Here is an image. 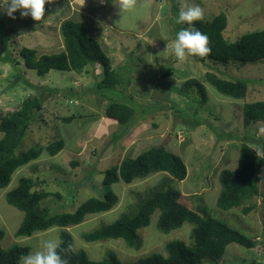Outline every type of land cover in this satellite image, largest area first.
<instances>
[{"label":"rangeland","instance_id":"1","mask_svg":"<svg viewBox=\"0 0 264 264\" xmlns=\"http://www.w3.org/2000/svg\"><path fill=\"white\" fill-rule=\"evenodd\" d=\"M3 2L4 0H0V5ZM162 2L163 0H152V5L142 20L125 16L122 24L126 25L131 20L134 30H143L149 24V19H154V14L157 18L162 15L160 9ZM181 2L182 0H167V7L164 9L166 12L161 18V23L165 24L169 31L170 43L156 41L161 33H155L152 40H149L145 34L117 33L107 28L108 32L106 31L103 42L108 48L107 54L111 65L115 69L126 66L122 69V73L126 75L129 72L128 76L131 77L125 86V92L141 104L167 106L139 118L126 135L116 143H109L108 140L111 134L119 129V125L102 113L104 105L109 101L93 92L94 84L102 77L97 65H88L83 69L72 71L51 70L43 76H38L34 70L25 67L19 55L23 46L35 48L37 55L61 51L63 49V41L59 34L61 21L66 18L76 19L75 11L81 9L80 6L89 9L99 6L108 13V10L115 5V1L52 0L51 3H46L45 16L41 21H35L31 16L22 17L19 10L14 14L15 19H13L3 8H0L2 25V29L0 27V114L4 115L19 108L25 98H31L40 91L39 88L27 87L24 79L37 86L54 87V92L45 95L42 110L34 113L27 136L17 146L14 154L18 155L31 147H43L49 141L58 139L63 140L65 144L56 157H49L46 155L48 153L43 151L42 154L46 157L41 160L45 163L42 165L36 163L34 167L32 164L20 166L22 168L15 175L30 176L38 169L41 177H43L41 172L45 171V175L49 174L52 178L55 175L60 179L59 182L56 181L57 183L40 184L46 191L61 193V199L52 194L43 200L50 214L74 211L89 197L103 198L109 189L118 194V206L116 204L108 212L87 214L81 223L68 228L74 249L85 250L93 261L105 258L111 251L120 261L129 262L153 252L165 254L164 245L168 241L181 240L188 245L192 243L190 237L192 225L187 222L167 233L158 230L156 227L158 209L151 214L149 225L138 229L143 241L139 249L127 246L121 238L93 242L82 238L84 233L115 220L124 211L131 210L149 196L151 189L161 188L178 190L179 200L183 204L203 214L221 219L256 240V246L252 248L235 242L229 243L219 262L203 258L197 264H264V166L258 173L260 193L248 202L255 204L252 211L245 215L241 211V206L229 210L216 206L220 192L218 174L224 168H236L241 139L244 138L257 155L264 156V122L255 121L247 127H244L242 122L244 103L264 100V59L255 62L236 60L226 63L206 59L205 63H200L190 56L184 62L179 61L174 52L169 50L173 47L171 40H175L173 28L177 24ZM187 2L204 9V20L224 12L227 16V26L223 35L229 41L238 40L247 32L264 29V0H187ZM172 4L176 5L177 11H172ZM100 8L96 14L101 13ZM95 16H91V19H96L97 15ZM120 19L122 17L117 7L112 11L111 18L109 16L108 21L105 19L104 21L109 25L110 20L116 23ZM181 26L189 27L186 23ZM151 30L155 29L151 28ZM2 31L6 35L5 45L2 41ZM5 48L7 53L15 58V63L1 59L6 55ZM207 72H213L226 79L245 80L248 84L245 97L235 99L221 94L206 81ZM189 78L199 80L206 88L207 100L201 106L180 93L182 83ZM71 92H78V96L65 99L64 94ZM174 107L178 112L174 111ZM71 113L76 116L80 114L81 117H75L70 123L61 122L60 116H68ZM193 120H199L201 124L194 126ZM1 137L2 132H0ZM162 142L168 150L178 154L184 161L187 168L185 179L179 181L165 173L156 172L144 178L134 179L129 184L119 181L105 186L102 183L104 171L107 168H114L123 156L135 157L145 148L152 145L159 146ZM71 160H76L78 165L71 167ZM57 169L60 170L58 173L53 172ZM62 170L65 172L70 170V172L66 175L62 174ZM15 175L11 177L8 190L17 183L18 178H15ZM2 191L3 189L0 188V193ZM0 207L7 214L5 218L9 217L10 220L11 210L16 213L23 212L7 203L4 192L0 196ZM53 228L59 241L61 228L52 226ZM16 229L13 231L8 229L9 233L2 239L4 243L0 244L2 249L15 244L28 245L31 247L29 253L41 249L40 245L43 243L41 240L45 235L37 233L31 237V241L22 243L15 238H25V236L16 235Z\"/></svg>","mask_w":264,"mask_h":264},{"label":"trees","instance_id":"2","mask_svg":"<svg viewBox=\"0 0 264 264\" xmlns=\"http://www.w3.org/2000/svg\"><path fill=\"white\" fill-rule=\"evenodd\" d=\"M171 8L173 12L177 11L175 4H172ZM226 26L227 16L224 12L217 13L209 20L194 22L191 27L206 34L210 38L211 47L210 55L204 58L192 56L195 61L205 63L206 59H210L226 63L236 60L255 62L264 59V29L247 32L238 40L229 41L223 35ZM0 27L2 29L1 22ZM182 28L186 27L181 24L175 25L173 28L174 38ZM4 33L2 31V41L5 45L6 35ZM59 34L63 41L61 51L37 55L35 48L23 46L19 51L20 58L25 67L34 70L38 76H43L51 70L72 71L83 69L88 65H97L102 77L94 84L93 92L109 101L107 105H104L102 113L119 125V129L111 134L109 143H116L124 137L134 123L147 113L167 108L166 105L147 106L141 104L125 92V86L131 80V77L128 76L129 72L126 75L122 73V69L126 66L117 69L112 67L110 58L103 51L99 42L88 34L84 23L65 19L60 22ZM1 59L15 63V58L7 53V49L6 55ZM205 79L223 95L242 99L247 93L248 84L243 79H226L213 72H207ZM24 81L27 87L39 88L40 91L31 98H25L19 108L4 115L0 114V132L3 133L0 138V188L2 189L9 185L12 174L17 168L38 158L43 151H46L49 156L57 155L65 145L63 140L58 139L47 142L48 144L43 147H31L18 155L14 154L17 146L27 136L34 113H39L42 110L45 95L54 92V87L37 86L25 79ZM180 93L186 98L194 100L199 106L207 100L204 84L195 78L185 80L181 85ZM77 94L78 92H71L64 95L66 99L77 97ZM173 109L178 112L175 107ZM242 116L244 127L255 121L264 122V100L245 102ZM75 117L81 116L71 113L68 116H60V119L61 122L70 123ZM193 121L194 126L201 124L199 120ZM70 165L74 167V165H78V162L71 160ZM263 166L264 156L257 155L242 138L238 149L236 168H224L218 174L220 192L216 199V206L223 210L241 206V211L245 215L252 211L255 204L248 202L260 193L258 173ZM59 171V169L53 170L55 173ZM62 171V174L66 175L70 172V170ZM156 172L165 173L169 177L181 181L187 175V168L182 158L168 150L166 146L152 145L135 157L123 156L114 168H107L104 171L102 183L105 186L119 181L129 184L134 179L144 178ZM33 173L35 174L30 176H19L16 185L5 193L7 203L24 213V217L16 229V235L30 237L36 231H43L52 226L60 227L61 249H67L69 245L73 249L72 251L58 249L61 257L66 259L68 264H197L203 258L219 262L229 243L235 242L247 248L256 246L255 239L228 225L225 221L198 212L183 204L179 200L180 192L178 190L153 188L149 191V196L137 203L131 210L124 211L115 220L84 233L82 238L88 242L121 238L127 246L139 249L143 241L138 234V229L149 225L151 214L155 209H158L157 229L167 233L187 222L192 225L190 231L192 243L188 245L181 240L168 241L164 245L165 254L153 252L129 262L120 261L111 251L100 261H93L85 250L74 249L72 236L65 228L81 223L87 214L111 210L119 201L118 195L109 189L103 198L89 197L81 202L74 211L50 214L49 208L43 204V200L52 194L61 199V193L46 191L40 184L57 183L60 179L54 177L55 175L53 178L44 176L45 171L41 172L44 176L41 177L37 169ZM4 234V230L0 229V240ZM29 250L28 245L15 244L7 249L0 247V264H21V257L27 255Z\"/></svg>","mask_w":264,"mask_h":264},{"label":"clouds","instance_id":"3","mask_svg":"<svg viewBox=\"0 0 264 264\" xmlns=\"http://www.w3.org/2000/svg\"><path fill=\"white\" fill-rule=\"evenodd\" d=\"M51 2L52 0H4L0 8H3L5 13L13 19H15L14 14L19 10L22 17L31 16L33 20L41 21L45 16L46 3ZM116 5L122 17L116 23L118 26H123L122 21L125 16H130L134 20H142L147 10L151 7L152 0H117ZM166 7L167 0H163L160 4L161 11L163 12ZM204 18L205 12L202 7L196 4H189L187 0H182L176 23H186L190 27L179 30L173 43L172 51L179 61L184 62L190 56L204 58L210 55V38L200 30L191 27L194 22L202 21ZM58 249L61 251L73 250L71 245L67 249H61L60 241L48 239L43 241L40 250L21 257L22 264H68L67 260L61 257Z\"/></svg>","mask_w":264,"mask_h":264},{"label":"crops","instance_id":"4","mask_svg":"<svg viewBox=\"0 0 264 264\" xmlns=\"http://www.w3.org/2000/svg\"><path fill=\"white\" fill-rule=\"evenodd\" d=\"M115 1V5H113V7L111 8V9H109L108 10V13H106V11L104 12V10H103V8H100L99 6L98 7H90V9L89 8H84V7H82V6H80V8L81 9H79L78 11H75L77 14L75 15L76 16V19H73V18H66V19H72V20H74V21H80V22H82V23H84L85 25H86V27H87V31H88V34L90 35V36H92L93 38H95L98 42H99V44H100V46H101V48L103 49V51L106 53V55L108 56V54H107V46L105 45V43L103 42V40L105 39V34L108 32V30H107V28H109V29H112L113 31H115V32H117V33H122V32H134L133 34L135 35V34H145L146 36L145 37H147L149 40H152V38L154 37V35H156L155 33H157V34H159V33H161V35H159V38H156V39H158V40H156V41H160V43L161 42H168V43H170V41H168L169 39H171V38H169V34H168V30H167V28L165 27V24H162L161 23V18L164 16V14H165V12H166V10L164 11V12H162V15L160 16L159 15V17L157 18V15H155L154 14V19L152 20V19H149V24L143 29V30H139V31H136V30H134L133 29V24H132V22H131V20H129V23L128 24H126V25H123V26H118L117 25V23H115L114 21H112V20H110V24L109 25H107L108 23L106 22V21H104V19L105 20H107V18L110 16V18H111V13H112V11L113 10H116V8L118 7L117 5H116V3H117V0H114ZM99 8H100V12L101 13H99V14H96L97 13V11H99ZM85 10H87V11H85ZM90 10V11H89ZM74 11V10H73ZM101 14V15H100ZM95 15H97V18L96 19H91V16L92 17H96ZM98 16H102L101 18H98ZM65 20V19H64ZM104 21V22H103ZM108 21V20H107ZM111 24H113L114 26H112ZM104 27V28H103ZM113 27H115L114 29H113ZM105 28H106V30H105ZM151 28H154L155 30L154 31H152L151 30ZM107 31V32H106ZM150 33H153V34H150ZM149 42V41H148ZM147 42V43H148ZM172 43H174V41L173 40H171V44ZM148 46V45H147ZM169 51H172V50H169ZM109 57V56H108ZM110 58V57H109ZM164 68V67H163ZM168 70H167V68H166V72H167ZM155 74V73H154ZM185 81V80H184ZM206 89V88H205ZM116 123V122H115ZM2 135H3V133H2ZM45 154H41V156H39L38 158H36V159H34V160H31L30 162H28L27 164H25V165H23L22 167H24V166H28L29 164H32V167H34L35 165H36V163H39L40 165H42L43 163H45V161L44 160H41L42 158H44V157H46V156H44ZM47 156H49L48 154H46ZM55 157H56V155H54ZM54 156H49V157H54ZM22 167H19L18 169H16L15 171H14V173L12 174V175H15V173L17 172V171H19V169L20 168H22ZM38 170V169H37ZM19 176H21V174L19 175ZM19 176H17V175H15V178H18ZM46 177H48L49 176V174H47V175H45ZM44 177V176H43ZM55 177V176H54ZM8 190V187H6V188H4L3 189V191L0 193V196H1V194L4 192V197H5V193H6V191ZM118 195V194H117ZM119 197V196H118ZM11 205V204H10ZM2 206V205H1ZM117 206H118V204H117ZM8 211H10V210H8ZM17 211V210H16ZM11 213V220L9 219V217H8V219L7 218H5V215L7 216V214L6 213H4V211H3V208L1 209V207H0V228L1 227H3L4 229H2V230H4V232H5V234H4V237H5V235L7 234V233H9L8 232V229L10 230V231H13V230H15L16 228H18V226H19V224L21 223V221H22V219H23V217H24V213L23 212H19V211H17V213H19V215L15 212V211H13V210H11L10 211ZM15 212V213H14ZM104 212H108V211H104ZM99 213H102V212H99ZM9 214V215H10ZM93 215H96V214H93ZM103 215H105L104 213H103ZM19 216V217H18ZM109 223V222H108ZM8 226L10 227V228H8ZM54 227V226H53ZM56 227H58V226H56ZM60 228V227H59ZM70 229V226L69 227H66L65 229H67V230H69ZM37 233H42L43 235H45V237L43 238L42 237V240H41V242H43V241H45V240H48V239H57L56 238V230H54V228L52 229V227H50V228H48V229H46V230H43V231H36L32 236H30L29 237V239H27L28 237H23V238H15V240H18V241H22V243H25V242H29V241H31V237H33L35 234H37ZM3 237V238H4ZM2 238V239H3ZM37 238V237H36ZM2 239L0 240V244L1 243H4L3 241H2ZM40 240V239H39ZM41 247H42V244L40 245ZM31 248V247H30ZM30 251V250H29ZM22 261V260H21ZM21 261H20V263H21ZM100 261V260H99ZM22 264V263H21Z\"/></svg>","mask_w":264,"mask_h":264},{"label":"water","instance_id":"5","mask_svg":"<svg viewBox=\"0 0 264 264\" xmlns=\"http://www.w3.org/2000/svg\"><path fill=\"white\" fill-rule=\"evenodd\" d=\"M159 146H160V147H163V146H165V145H164V142H162V143H161Z\"/></svg>","mask_w":264,"mask_h":264}]
</instances>
